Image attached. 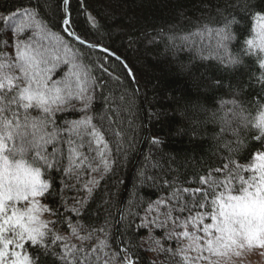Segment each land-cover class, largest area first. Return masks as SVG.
Listing matches in <instances>:
<instances>
[{
	"label": "snow or ice",
	"instance_id": "6c2138e0",
	"mask_svg": "<svg viewBox=\"0 0 264 264\" xmlns=\"http://www.w3.org/2000/svg\"><path fill=\"white\" fill-rule=\"evenodd\" d=\"M77 5L99 33L100 19ZM196 10L195 21L182 15L143 34L164 43L191 82L173 109L174 135L191 150L164 152L153 137L135 193L118 200L139 89L129 95L112 64L135 81L130 65L77 31L72 0H0V264H245L253 251L264 255V0H198ZM219 92L227 99L211 107Z\"/></svg>",
	"mask_w": 264,
	"mask_h": 264
},
{
	"label": "trees",
	"instance_id": "16d2710c",
	"mask_svg": "<svg viewBox=\"0 0 264 264\" xmlns=\"http://www.w3.org/2000/svg\"><path fill=\"white\" fill-rule=\"evenodd\" d=\"M84 3L87 9L100 19L104 27L99 33L95 30L89 31L85 18L79 11L77 0H72L74 27L81 35L89 40H99L117 56L127 61L135 74L146 105L149 140L132 180L127 200L128 196L136 191L138 173L142 166H147V158L155 151L152 145L153 137H160L165 141L162 147L164 152H174L182 156L191 150L186 137L174 135L179 124L178 120L173 118V109L176 107L174 101L182 100L189 95L192 91L191 82L177 74L176 61L171 50L166 49L164 43L148 44L143 34L154 35L161 29L167 30L176 25L182 15H187L195 21L200 15L196 10L198 0H84ZM129 36H138L140 39L130 47ZM179 59L186 62L188 54L181 52ZM112 66L123 79L129 95H132L137 89L133 80L125 76L119 61ZM221 97L227 99L223 92L210 94L209 105L215 107ZM133 103L136 140L128 157L123 161L122 168L118 170L120 180L123 182L120 185L118 200H122L127 178L137 160L146 133L138 91H135ZM246 143L251 146L252 141L247 139ZM151 257L152 253L145 254V259Z\"/></svg>",
	"mask_w": 264,
	"mask_h": 264
},
{
	"label": "water",
	"instance_id": "95a60500",
	"mask_svg": "<svg viewBox=\"0 0 264 264\" xmlns=\"http://www.w3.org/2000/svg\"><path fill=\"white\" fill-rule=\"evenodd\" d=\"M137 80L133 81L136 88L139 89L138 91V94H139V97H140V101H141V106H142V112H143V117H144V122H145V126H146V133H145V137H144V140H143V143H142V146H141V149H140V152H139V155L137 157V160L134 164V166L132 167L131 171H130V174L127 178V182H126V185H125V189H124V192H123V196H122V200H126V197H127V194H128V191L130 189V186H131V183H132V180L134 178V175L136 173V170L139 166V163H140V160L145 152V149L147 147V143H148V140H149V130H148V121H147V114H146V105H145V102H144V99H143V96L141 94V90H140V87L139 85L136 83Z\"/></svg>",
	"mask_w": 264,
	"mask_h": 264
},
{
	"label": "rangeland",
	"instance_id": "374dc122",
	"mask_svg": "<svg viewBox=\"0 0 264 264\" xmlns=\"http://www.w3.org/2000/svg\"><path fill=\"white\" fill-rule=\"evenodd\" d=\"M220 264H224V261L221 260ZM245 264H264V255H261L258 250L253 251L247 256Z\"/></svg>",
	"mask_w": 264,
	"mask_h": 264
}]
</instances>
